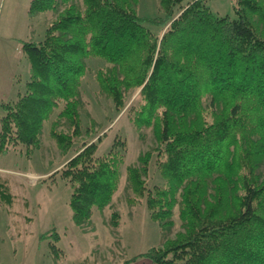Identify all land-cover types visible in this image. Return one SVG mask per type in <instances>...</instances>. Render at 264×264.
<instances>
[{"label": "trees", "instance_id": "16d2710c", "mask_svg": "<svg viewBox=\"0 0 264 264\" xmlns=\"http://www.w3.org/2000/svg\"><path fill=\"white\" fill-rule=\"evenodd\" d=\"M138 3L31 1V16L55 18L41 42L24 44L30 79L0 105V153L40 147L56 111L51 135L60 147L71 140L60 126L81 135L82 80L88 60L100 58L108 64L96 73L100 93L122 111L141 88L129 112L156 139L139 165L127 167L129 201H145L164 231L176 206L183 222L141 256L156 264H264V0H237L236 18L205 0H159L155 16H141ZM123 143L100 156L96 142H85L61 172L78 226L112 202ZM152 161L163 186L146 185Z\"/></svg>", "mask_w": 264, "mask_h": 264}, {"label": "rangeland", "instance_id": "374dc122", "mask_svg": "<svg viewBox=\"0 0 264 264\" xmlns=\"http://www.w3.org/2000/svg\"><path fill=\"white\" fill-rule=\"evenodd\" d=\"M31 1L0 0V105L25 92L31 64L24 44L41 42L55 18L50 11L31 16ZM205 2L218 15L237 17V0ZM138 12L160 14L159 0H139ZM87 64L81 86L82 134L73 135L68 125L60 126L58 132L71 139L60 147L51 135L56 111L44 127L40 147L18 144L0 153V264H156L141 254L161 247L182 230L179 206L174 208V225L164 231L151 218L145 201L137 205L129 201L127 167L139 165L140 157L156 144L153 131L139 130L129 112L141 88L117 111L112 100L100 93L96 80L97 71L108 64L100 58H90ZM117 139L124 142L121 152L125 153L119 188L107 207L95 209L88 223L78 226L70 207L72 189L61 172L85 142H96L102 156ZM146 182L149 188L165 183L154 163Z\"/></svg>", "mask_w": 264, "mask_h": 264}]
</instances>
